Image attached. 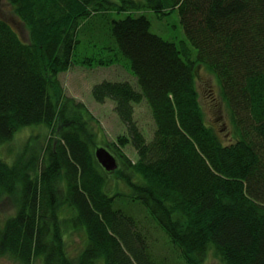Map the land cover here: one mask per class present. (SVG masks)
I'll return each instance as SVG.
<instances>
[{
  "label": "trees",
  "instance_id": "obj_1",
  "mask_svg": "<svg viewBox=\"0 0 264 264\" xmlns=\"http://www.w3.org/2000/svg\"><path fill=\"white\" fill-rule=\"evenodd\" d=\"M9 4L28 41L0 18V148L23 129L46 133L45 142L30 134L0 156V204L14 207L0 211V257L19 264H206L211 251L221 264H264V0ZM144 10L158 17L177 10L192 49L150 33ZM122 64L137 88L123 80L91 87L96 103H114L125 127L99 142L98 121L58 76L71 67ZM200 68L217 78L234 127L229 143L205 122ZM141 102L154 123L150 140L134 120ZM97 148L115 157L114 171L100 166ZM110 173L128 194H107ZM120 196L147 216L124 213L116 207ZM153 226L172 244L164 237L173 262L151 251ZM79 232L82 245L72 254L69 242Z\"/></svg>",
  "mask_w": 264,
  "mask_h": 264
},
{
  "label": "rangeland",
  "instance_id": "obj_2",
  "mask_svg": "<svg viewBox=\"0 0 264 264\" xmlns=\"http://www.w3.org/2000/svg\"><path fill=\"white\" fill-rule=\"evenodd\" d=\"M144 14L150 21V33L177 44L180 41H186L188 47L192 49V46L188 43L185 36L177 10L161 17H158L157 14L150 10H144ZM0 18L9 23L19 33L24 41H28V31L13 13V8L9 4V0H0ZM58 78L64 87L65 93L68 96L82 101L98 121V125L95 129L99 133V142L112 141L117 135L125 132L124 125L114 112V103L111 100H106L104 103H96L93 100L90 91L92 85L104 80L128 81L137 88L136 78L129 68H126L123 64L121 66L96 67L91 70H87V68L83 67H71L68 71L59 74ZM197 89L206 124L217 130L220 139L224 143L233 141L234 127L226 109L224 108V105L220 101V87L218 85L217 78L214 76L212 77L207 70L200 68L197 75ZM134 120L138 124L146 139L150 140L154 131V123L145 102H141L134 106ZM45 133L46 129L43 127L21 130L13 136L10 142L0 148V156L7 158L9 156V150H11V153L13 154L22 146V144H24L30 134L36 136L38 144L43 141L45 142L43 139ZM100 146L104 145L102 144ZM125 153L132 160L136 158L135 151L131 145L126 146ZM106 180L107 187L105 190L108 195H113V193H129L128 186L121 180L115 179L114 174H107ZM116 207L122 209V211L127 215H133L134 212L137 215V218L141 220H143L142 216H144V214L147 216V213L142 205L136 202L133 203L129 198L124 196L116 198ZM13 209L14 207L12 203L8 200H5L0 204V211L3 213L10 214L13 212ZM135 209H142L144 213L142 211V214L135 212ZM145 221L149 220L145 219ZM160 231L154 226L150 227L148 232L151 238L150 249L160 258H166L167 262H173V253L167 245V241L169 242V239L162 231ZM82 234L83 233L79 232L74 235L69 242V250L72 254L78 252L80 246L82 245ZM176 262L179 263V261ZM0 264L19 263L7 257H0ZM206 264L221 263L219 259L214 256L213 252L209 251L206 257Z\"/></svg>",
  "mask_w": 264,
  "mask_h": 264
},
{
  "label": "water",
  "instance_id": "obj_3",
  "mask_svg": "<svg viewBox=\"0 0 264 264\" xmlns=\"http://www.w3.org/2000/svg\"><path fill=\"white\" fill-rule=\"evenodd\" d=\"M100 166L106 171L111 172L117 168L115 157L104 148H97L94 152Z\"/></svg>",
  "mask_w": 264,
  "mask_h": 264
}]
</instances>
